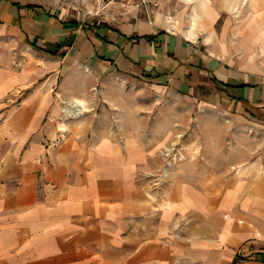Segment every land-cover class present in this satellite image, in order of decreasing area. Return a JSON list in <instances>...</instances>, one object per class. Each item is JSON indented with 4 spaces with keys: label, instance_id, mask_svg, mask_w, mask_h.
Listing matches in <instances>:
<instances>
[{
    "label": "crops",
    "instance_id": "1",
    "mask_svg": "<svg viewBox=\"0 0 264 264\" xmlns=\"http://www.w3.org/2000/svg\"><path fill=\"white\" fill-rule=\"evenodd\" d=\"M262 1L0 0V264H264V153L148 176L188 113L264 132Z\"/></svg>",
    "mask_w": 264,
    "mask_h": 264
},
{
    "label": "rangeland",
    "instance_id": "2",
    "mask_svg": "<svg viewBox=\"0 0 264 264\" xmlns=\"http://www.w3.org/2000/svg\"><path fill=\"white\" fill-rule=\"evenodd\" d=\"M19 1L44 6L55 12L66 14L70 19H87L93 11L92 0ZM248 3L247 0H242V2H235L234 6L237 11L252 9ZM261 3L263 4L261 9H264V0ZM16 47H10L13 54L14 52L17 54ZM18 48L19 55L23 56L24 52L20 47ZM159 106H162V103ZM219 121L211 119L210 114L207 113L200 115L198 112H191L186 115V121L180 128L175 124L173 129L169 130L168 139L156 152L159 163L152 174H148V176L151 175L150 180L155 187L166 184L171 179L173 169H177L181 164L195 163L197 165L205 160L206 162L201 163L202 165L209 167L212 164L222 168L227 157L235 161L234 164L237 165H233L235 166L233 168L237 170L241 164L239 162L248 156L253 158V161L262 159L263 130L255 128L242 130L236 124L224 127V122Z\"/></svg>",
    "mask_w": 264,
    "mask_h": 264
},
{
    "label": "built area",
    "instance_id": "3",
    "mask_svg": "<svg viewBox=\"0 0 264 264\" xmlns=\"http://www.w3.org/2000/svg\"><path fill=\"white\" fill-rule=\"evenodd\" d=\"M161 1L162 0H92V13L98 15L112 5H118L124 10L154 8L157 7Z\"/></svg>",
    "mask_w": 264,
    "mask_h": 264
},
{
    "label": "bare ground",
    "instance_id": "4",
    "mask_svg": "<svg viewBox=\"0 0 264 264\" xmlns=\"http://www.w3.org/2000/svg\"><path fill=\"white\" fill-rule=\"evenodd\" d=\"M252 1H254V0H252Z\"/></svg>",
    "mask_w": 264,
    "mask_h": 264
}]
</instances>
